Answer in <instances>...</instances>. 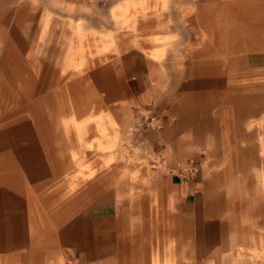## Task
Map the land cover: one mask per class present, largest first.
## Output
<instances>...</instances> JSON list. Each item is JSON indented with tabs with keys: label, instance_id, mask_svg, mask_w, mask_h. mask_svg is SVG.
<instances>
[{
	"label": "rangeland",
	"instance_id": "1",
	"mask_svg": "<svg viewBox=\"0 0 264 264\" xmlns=\"http://www.w3.org/2000/svg\"><path fill=\"white\" fill-rule=\"evenodd\" d=\"M54 6L20 10L0 71V264H67L63 226L105 198L130 247L110 264H264V1ZM152 127L168 129L162 149L142 137ZM202 219L217 243L195 256Z\"/></svg>",
	"mask_w": 264,
	"mask_h": 264
},
{
	"label": "crops",
	"instance_id": "2",
	"mask_svg": "<svg viewBox=\"0 0 264 264\" xmlns=\"http://www.w3.org/2000/svg\"><path fill=\"white\" fill-rule=\"evenodd\" d=\"M4 4L0 9V71L6 68V53L10 49L9 44V34L13 32V25L16 17L18 16L21 10V16H24V13H27V16L30 18H40V12H51L59 13V9L54 6V3H58L60 0H39L41 2V7L37 9L39 14L32 15L28 14L29 7L23 6L21 9V3L17 2L13 8L12 3L17 0H0ZM72 1V0H67ZM263 2L264 0H260ZM44 14V13H43ZM43 16V15H42ZM17 32V31H15ZM21 44L23 42H20ZM215 83L214 80L198 78L194 81L189 82V86H195L197 88L212 86ZM136 91H139L140 85H135ZM27 107L34 108L31 104ZM32 120L37 124L36 136L35 138H42L45 147L50 148L54 140V133L52 131V126L49 122L40 121V118L37 117L36 110L31 111ZM11 116V115H10ZM3 117L0 120H3ZM25 119L23 116H17V118L8 121L5 123L11 133L13 140L20 131V128L16 126L24 123ZM18 129V130H17ZM168 129L163 127L162 129L155 128H146L142 137L153 148L162 149V145H165L168 139ZM11 137V136H10ZM20 152L27 154L31 153L27 149V146H24L23 149H19ZM50 152V149H49ZM36 154V153H35ZM3 155L10 156V152H4ZM25 161V159H20ZM181 192L185 191L183 185L179 186ZM111 208V202L109 199L105 200H95L92 202L91 207L87 211H82L74 219L69 221L65 226L67 230V239L65 242L60 241L61 252L64 261L67 264H110L113 259L123 258L125 251L130 249L128 243L123 239L124 234L121 233L123 227L119 225L118 219H112L109 209ZM86 210V209H84ZM1 214V210H0ZM197 207H195L194 215L198 217ZM193 237L191 238L194 255L198 253L201 255L210 247L209 243H213L211 247L217 243V234L214 231L213 227L207 228L202 219L200 223H193ZM62 227V228H63ZM61 228V229H62ZM60 229V231H61ZM121 231V232H120ZM211 239V241L209 240Z\"/></svg>",
	"mask_w": 264,
	"mask_h": 264
},
{
	"label": "built area",
	"instance_id": "3",
	"mask_svg": "<svg viewBox=\"0 0 264 264\" xmlns=\"http://www.w3.org/2000/svg\"><path fill=\"white\" fill-rule=\"evenodd\" d=\"M146 118H149V123L154 119L153 116H147ZM180 174H181V178L183 180H189L190 178H192L196 172V167L195 166H188L186 167L184 170L182 168V166H178V168L176 169Z\"/></svg>",
	"mask_w": 264,
	"mask_h": 264
}]
</instances>
